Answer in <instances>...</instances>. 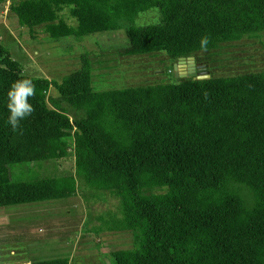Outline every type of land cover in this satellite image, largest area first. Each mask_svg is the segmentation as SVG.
<instances>
[{
  "label": "trees",
  "instance_id": "obj_1",
  "mask_svg": "<svg viewBox=\"0 0 264 264\" xmlns=\"http://www.w3.org/2000/svg\"><path fill=\"white\" fill-rule=\"evenodd\" d=\"M64 8L76 26L60 18ZM151 9L160 22L127 27L124 54L176 61L264 32V0H11L21 26L49 23L54 39L116 31ZM84 61L57 83L24 75L0 43V208L67 199L77 177L120 201L106 228L131 232L133 246L112 252L110 264H264V72L94 90ZM21 78L37 89L23 134L6 124L7 92ZM51 86L82 115L49 107ZM69 137L76 177L11 178L18 144L43 162L58 159Z\"/></svg>",
  "mask_w": 264,
  "mask_h": 264
},
{
  "label": "rangeland",
  "instance_id": "obj_2",
  "mask_svg": "<svg viewBox=\"0 0 264 264\" xmlns=\"http://www.w3.org/2000/svg\"><path fill=\"white\" fill-rule=\"evenodd\" d=\"M59 14L68 25L76 26L68 8ZM159 22L158 9H151L138 13L133 21L120 20L116 31L54 39L47 30L49 23L34 28L21 26L11 10V0L0 1V43L19 62L24 75L61 83L87 59L94 90L177 82L173 70L176 61L168 54L122 52L129 45L124 34L127 27ZM197 59L207 64L210 77L264 72V32L201 51ZM47 104L65 111L71 120L82 115L60 98L54 86L47 92ZM65 142L58 159L43 162H32L27 145L18 144L11 178L75 176L72 137ZM76 188L75 194L64 200L0 208V264L56 257H68L74 264H110L112 252L132 248L131 232L106 228L110 220L113 223L121 216L119 199L77 177Z\"/></svg>",
  "mask_w": 264,
  "mask_h": 264
},
{
  "label": "clouds",
  "instance_id": "obj_3",
  "mask_svg": "<svg viewBox=\"0 0 264 264\" xmlns=\"http://www.w3.org/2000/svg\"><path fill=\"white\" fill-rule=\"evenodd\" d=\"M210 39L204 36L200 40L201 49L207 50ZM36 84L31 78H21L14 81L7 92V109L9 115L6 124L13 133L23 134L22 122L27 120L35 112L30 102L36 96Z\"/></svg>",
  "mask_w": 264,
  "mask_h": 264
},
{
  "label": "water",
  "instance_id": "obj_4",
  "mask_svg": "<svg viewBox=\"0 0 264 264\" xmlns=\"http://www.w3.org/2000/svg\"><path fill=\"white\" fill-rule=\"evenodd\" d=\"M173 70L177 82L209 79V72L200 73L195 77L194 56L179 57L173 64Z\"/></svg>",
  "mask_w": 264,
  "mask_h": 264
},
{
  "label": "flooded vegetation",
  "instance_id": "obj_5",
  "mask_svg": "<svg viewBox=\"0 0 264 264\" xmlns=\"http://www.w3.org/2000/svg\"><path fill=\"white\" fill-rule=\"evenodd\" d=\"M194 56V61H195V77L200 73L203 74L205 72H209L208 71V67L207 64L204 62H201L197 59V54L193 55Z\"/></svg>",
  "mask_w": 264,
  "mask_h": 264
}]
</instances>
